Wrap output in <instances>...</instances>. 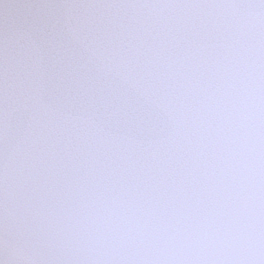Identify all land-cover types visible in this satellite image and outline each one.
I'll list each match as a JSON object with an SVG mask.
<instances>
[{
	"label": "snow or ice",
	"instance_id": "6c2138e0",
	"mask_svg": "<svg viewBox=\"0 0 264 264\" xmlns=\"http://www.w3.org/2000/svg\"><path fill=\"white\" fill-rule=\"evenodd\" d=\"M0 264H264V0H0Z\"/></svg>",
	"mask_w": 264,
	"mask_h": 264
}]
</instances>
